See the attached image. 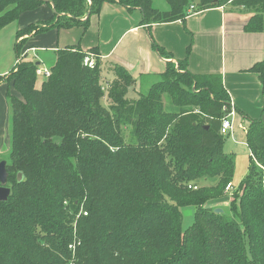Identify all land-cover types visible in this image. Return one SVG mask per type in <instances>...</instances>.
<instances>
[{
  "label": "trees",
  "instance_id": "1",
  "mask_svg": "<svg viewBox=\"0 0 264 264\" xmlns=\"http://www.w3.org/2000/svg\"><path fill=\"white\" fill-rule=\"evenodd\" d=\"M165 1L167 11L153 0H0V31L43 4L53 17L17 39L46 26L85 27L80 19L104 2L138 8L146 25L183 22L190 7L229 5L252 14L245 32L263 29L264 0ZM24 45L16 43L7 77L18 97L8 96L10 148L0 159L11 191L0 201V264H264L261 119L246 128L248 173L228 208L209 207L227 198L235 167L219 131L229 106L220 76L191 74L179 62L131 100L134 81L124 68L115 66L103 89L94 52L66 47L37 87V61L25 60ZM87 55L92 68L83 64ZM250 71L264 93V61ZM185 208L192 209L187 228Z\"/></svg>",
  "mask_w": 264,
  "mask_h": 264
},
{
  "label": "crops",
  "instance_id": "2",
  "mask_svg": "<svg viewBox=\"0 0 264 264\" xmlns=\"http://www.w3.org/2000/svg\"><path fill=\"white\" fill-rule=\"evenodd\" d=\"M53 13L51 5L43 4L23 13L0 31V154L4 149L7 151L6 138L10 132L8 96L18 97L7 77L16 63L14 47L23 38L22 55L29 61H37V67L48 72L49 69L42 67L44 59L54 62L55 52L66 47L94 52L100 64L103 88H108L115 79V66L124 68L134 81L128 91L131 100H136L143 89L148 90L158 82L168 65L177 69L179 62H184L191 74L220 76L228 103L236 110L232 130L226 137L233 135L235 129L245 134L249 121L262 116V85L258 73L250 69L264 61V14L262 31L247 33L244 28L252 14L236 11L229 5L192 13L183 22L146 25L138 8L104 2L98 13L90 15L88 11L80 19L86 23L85 27L46 26L44 31L34 30L16 38V33L27 26L50 21ZM238 163L235 159L234 170ZM226 199L212 202L209 207H226L229 202Z\"/></svg>",
  "mask_w": 264,
  "mask_h": 264
},
{
  "label": "rangeland",
  "instance_id": "3",
  "mask_svg": "<svg viewBox=\"0 0 264 264\" xmlns=\"http://www.w3.org/2000/svg\"><path fill=\"white\" fill-rule=\"evenodd\" d=\"M153 6H154V8H156L160 11H167L169 8L165 0H153ZM12 8H13V6H10L6 10H10ZM25 60H27L26 57H25ZM52 64H53L52 60L44 59L42 67L49 69ZM43 80H44V77H39L36 80V86L39 87L40 83ZM105 88L106 87L104 86L103 89H105ZM145 91H147V90H144V89L142 90V92H145ZM129 97H131V96H129ZM101 103L104 107L108 106L106 96H104ZM8 128H9V123H8ZM243 132L244 131H239V130L235 129L233 135H230L228 137L225 136V142L223 145V151L228 155H233V157L239 161V163L237 164V166L234 170V176H233V182L234 183H232V186H234V188H236L237 186L239 187L238 182L240 181V179H242L246 175V173H247L246 171H247V167H248L247 165L249 164L248 163L249 151L247 149V146L244 144L246 140H245V134ZM128 133H129V131H127L126 134H128ZM9 134H10V132H8V138H6L7 142H8L7 151H6V149L3 150L5 152L0 154V159H4L7 157V153H8L9 148H10ZM3 141H4V139H3ZM203 185H205V184H203ZM231 194H229L230 196L227 195V199L225 198L227 201L229 200V202H227V204H226V207H222L219 209L222 210V209L228 208L229 203L232 201L231 200L232 199ZM182 212H183L182 226L184 228H187L192 223V209L191 208H185L182 210Z\"/></svg>",
  "mask_w": 264,
  "mask_h": 264
},
{
  "label": "built area",
  "instance_id": "4",
  "mask_svg": "<svg viewBox=\"0 0 264 264\" xmlns=\"http://www.w3.org/2000/svg\"><path fill=\"white\" fill-rule=\"evenodd\" d=\"M193 7H190V9L188 10V14H192L193 12ZM17 62V61H16ZM83 64L85 66H88L89 68H92L94 66V61H93V56H85L84 60H83ZM49 72L46 69H42V68H38L36 70V75L38 77H48L49 76ZM236 114V110L234 105L231 103L228 106L227 112L224 115V117L221 119L220 121V134L223 136H227L230 134L231 130H232V119ZM194 189H196L194 187ZM235 190V188L232 186V184H228L225 188V193L226 194H231L233 191Z\"/></svg>",
  "mask_w": 264,
  "mask_h": 264
},
{
  "label": "water",
  "instance_id": "5",
  "mask_svg": "<svg viewBox=\"0 0 264 264\" xmlns=\"http://www.w3.org/2000/svg\"><path fill=\"white\" fill-rule=\"evenodd\" d=\"M216 2L212 3V6L216 5ZM38 66V63L36 64ZM261 121L264 123V114L261 116ZM22 178V175L19 173L17 175V181L19 182ZM10 188L7 187V171H6V162L1 161L0 162V201L5 202L7 201L8 197L10 196ZM214 213L216 214H221L222 210L221 209H215Z\"/></svg>",
  "mask_w": 264,
  "mask_h": 264
}]
</instances>
